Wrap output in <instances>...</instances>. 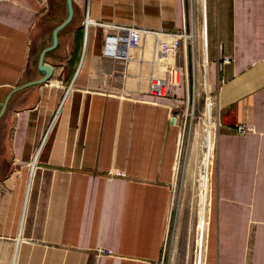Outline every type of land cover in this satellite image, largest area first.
<instances>
[{
	"label": "crops",
	"instance_id": "1",
	"mask_svg": "<svg viewBox=\"0 0 264 264\" xmlns=\"http://www.w3.org/2000/svg\"><path fill=\"white\" fill-rule=\"evenodd\" d=\"M71 4L44 56L49 79L10 94L44 75L40 53L67 7L0 0V264H172L178 251L189 255L193 223L182 224L176 197L183 118L171 122L190 96L188 45L200 47L219 120L201 262L264 264V0ZM86 17L185 30L190 39L175 62L187 66V80L151 95L155 36L123 63L109 55H123L125 33L85 27ZM223 54L232 61L219 64ZM182 86L183 101L175 94ZM240 123L252 130L236 133Z\"/></svg>",
	"mask_w": 264,
	"mask_h": 264
},
{
	"label": "rangeland",
	"instance_id": "2",
	"mask_svg": "<svg viewBox=\"0 0 264 264\" xmlns=\"http://www.w3.org/2000/svg\"><path fill=\"white\" fill-rule=\"evenodd\" d=\"M189 4L191 10V1ZM201 21L200 15L196 23L198 27ZM188 47L186 51L189 54V56L187 54V65L190 72V96L187 102L188 114L186 119H183L175 164L176 176L178 173L176 197L179 208L177 215L181 216L184 226H188L189 222L193 223L192 229L196 241H193L188 256L178 251L172 258V264H202L204 220L208 207L212 156L216 147L215 136L218 125V109L214 101L215 90L208 94L205 88L204 60L202 62L200 47L198 49L191 45ZM179 57H182V52ZM175 94L183 101L185 97L183 86L177 87ZM181 112L177 111L179 114ZM194 242L197 244L195 245Z\"/></svg>",
	"mask_w": 264,
	"mask_h": 264
},
{
	"label": "built area",
	"instance_id": "3",
	"mask_svg": "<svg viewBox=\"0 0 264 264\" xmlns=\"http://www.w3.org/2000/svg\"><path fill=\"white\" fill-rule=\"evenodd\" d=\"M89 24H99L103 27L117 29L125 33V40L123 43L125 50L123 55H109L112 58L121 59L123 63H128L134 59L136 52L141 49L145 35L153 34L155 36V56L150 60L152 73L148 78V92L151 95L158 97L166 96L168 95V86L178 85L182 75L185 77V80H187V66H179L175 62V58L179 51L183 46H186L187 41L190 39V35L185 30L180 32L150 31L134 25L103 24L101 22H95L88 17L84 18L83 25L86 27ZM217 61L219 64H228L232 61V56L223 54ZM187 111L188 108H185L180 114L176 112V115L173 116L174 119H186L188 114ZM217 122L219 125L218 119ZM234 130L238 134H245L250 132L252 127L246 123H240L235 126Z\"/></svg>",
	"mask_w": 264,
	"mask_h": 264
},
{
	"label": "water",
	"instance_id": "4",
	"mask_svg": "<svg viewBox=\"0 0 264 264\" xmlns=\"http://www.w3.org/2000/svg\"><path fill=\"white\" fill-rule=\"evenodd\" d=\"M66 7H67V16L65 18V20L59 24L54 30H53V33H52V43L50 44V46H48L47 48L43 49V51L40 53V56H39V67L41 68V70L44 72V75L38 79V80H35V81H32V82H29V83H25V84H22L18 87H16L14 90L11 91L10 94H12L13 92H15L16 90H20V89H23V88H26L28 86H32V85H36V84H41L43 82H46L51 73H52V67L45 63L44 62V56H45V53L49 50H51L55 45H56V39H57V33L58 31L63 28L71 19L72 17V4H71V0H66ZM10 94H8L6 96V100L9 98ZM4 107H5V102L1 105V108H0V116L2 115L3 111H4ZM174 121V118H171V122Z\"/></svg>",
	"mask_w": 264,
	"mask_h": 264
},
{
	"label": "bare ground",
	"instance_id": "5",
	"mask_svg": "<svg viewBox=\"0 0 264 264\" xmlns=\"http://www.w3.org/2000/svg\"><path fill=\"white\" fill-rule=\"evenodd\" d=\"M176 171V170H175ZM205 202V201H204Z\"/></svg>",
	"mask_w": 264,
	"mask_h": 264
}]
</instances>
